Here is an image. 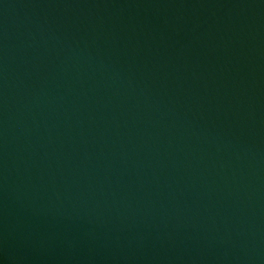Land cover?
<instances>
[{
  "label": "water",
  "instance_id": "1",
  "mask_svg": "<svg viewBox=\"0 0 264 264\" xmlns=\"http://www.w3.org/2000/svg\"><path fill=\"white\" fill-rule=\"evenodd\" d=\"M0 264H264V0H0Z\"/></svg>",
  "mask_w": 264,
  "mask_h": 264
}]
</instances>
